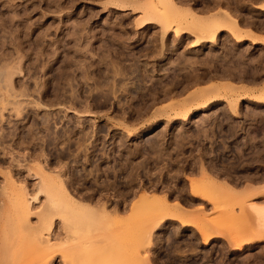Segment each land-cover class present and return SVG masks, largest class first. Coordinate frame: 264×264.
I'll return each mask as SVG.
<instances>
[{
	"label": "rangeland",
	"instance_id": "374dc122",
	"mask_svg": "<svg viewBox=\"0 0 264 264\" xmlns=\"http://www.w3.org/2000/svg\"><path fill=\"white\" fill-rule=\"evenodd\" d=\"M175 1L178 16L162 0H0V68L17 62L22 65L21 73L13 77V96L18 98L0 96V264H79L85 250L95 245L84 242L97 240H107L108 243L99 241L94 246L97 250H108V253L112 247L117 248L118 252H101L108 259L104 257L106 264H264V240L260 242L256 238L257 213L251 212L250 215V207L254 204L264 206V0ZM157 3L162 20L140 24ZM227 13L238 20L245 32L243 34L258 39L254 41L255 38L244 36L239 42L231 35L229 27L223 26L215 36L216 45H213V33L207 27ZM182 28L179 40L176 35ZM77 32L79 37L81 34L84 36V44L79 42ZM197 32H202L198 43ZM110 39L117 41L110 44ZM38 40L39 43L36 42ZM78 42L82 45L79 46ZM149 42L155 44L148 47ZM19 44L21 49L18 53ZM115 46H119L117 51ZM142 46L150 50L143 51ZM151 47L156 49L153 51ZM163 47L167 51L169 48V53L166 49L162 51ZM70 48L74 51L80 49L79 54L72 55ZM107 49L112 50L114 60L119 57V67L125 65L129 69L134 61L131 57L135 55V61L139 57L144 58L138 59L142 64L148 60L146 65H151L146 68V82L140 83L144 89H134V78L115 76L113 70H110V76L105 75L108 83L103 81L105 76L101 72L108 70L106 64L101 66L100 59L108 53ZM160 51L165 55L161 53L159 56ZM68 55L70 57L67 58ZM219 55L229 59L226 61L228 64ZM71 57L91 64L86 67L89 72L87 79L81 62L79 65L74 62L72 68L65 67ZM221 63L225 64L222 66ZM44 65L48 68H43ZM163 66L162 71L158 70ZM62 70L69 72V82L67 77L66 80L63 78ZM101 80L103 87L99 84ZM60 90L67 96L80 94L84 98H78L71 106L68 103L61 105L62 101L56 105L58 102L52 101ZM48 92L49 96H54V99L48 96L51 102L47 97V100H42ZM106 93L111 95L103 96ZM128 93L139 96L132 100ZM4 100L8 103L6 107ZM17 102L26 108L22 116L14 112ZM44 113L53 115L49 117L53 132L42 129L47 124V121H42L46 117ZM184 114L190 118L186 123L182 122ZM80 123L93 135L88 139L96 140L99 134L113 133L122 140L126 139L124 144L131 143L140 135L146 138L158 130L166 131L169 140L174 141L179 135L191 133L187 137L188 142L184 143V146L191 145L187 150L191 151L190 160L184 158L182 162L168 163L166 172L157 163L144 184V178L139 175L128 177L127 169L131 170V164H115L109 169L112 163H101L89 173L93 178L86 180V186L92 191L109 192V195L96 194L95 198H101H98L100 202L98 199L89 201L90 195L89 199H80L77 193L74 196L93 207L100 204L102 208L105 203L108 211H117L118 216L116 214L111 221L105 219L98 223L96 217L94 219V216L81 211L71 217L69 206L54 204L51 179L63 173L66 164L52 160L53 154L61 152V149H52L49 135L63 133L62 128L69 124L74 129V124ZM32 126L35 127L34 137L19 146L18 135H25L22 132L27 134ZM223 128H228L230 134ZM213 160H216L215 164ZM139 170H135L136 174ZM62 178L66 176L62 175ZM206 180H212L216 188L222 187L223 191H210L211 194L209 190H203L200 184ZM23 186H27L26 192L22 190ZM228 188H232L234 194H231L232 190L228 192ZM247 188L252 190H248L251 193L245 191ZM145 193L159 199L166 198L170 206L180 204L191 217L189 214L177 215L173 211L165 213L160 202L154 207L142 206L134 211V202ZM28 199L32 202L29 203ZM154 216L158 223L152 231L151 243L147 245L138 233L142 229L146 230L145 233L152 229L148 225ZM116 218H121L123 224L115 221L117 224L113 229H105V226L114 225L112 220ZM109 222H112L111 226ZM87 226H99L100 231L88 236L85 232ZM126 229L130 233L121 236L123 233L119 231ZM55 234H60V237L54 238ZM250 239L254 242L247 243ZM45 240L50 241V245L47 246ZM54 245L58 246L57 252ZM240 245L241 250L235 249Z\"/></svg>",
	"mask_w": 264,
	"mask_h": 264
},
{
	"label": "bare ground",
	"instance_id": "6f19581e",
	"mask_svg": "<svg viewBox=\"0 0 264 264\" xmlns=\"http://www.w3.org/2000/svg\"><path fill=\"white\" fill-rule=\"evenodd\" d=\"M162 1H164V2H167V4L169 5V6H171V10L173 11V13L175 14V15H177L178 16V14H179V11H178V8H177V2L175 1V0H162ZM116 4V3H115ZM255 4V3H254ZM153 5V4H152ZM158 3H157V6H156V4H155V6H154V8H153V10H151L149 13H148V15H147V17L143 20V21H141L140 22V24H143V23H146L147 21H156V20H162V14H161V11L160 10H158L160 7H158ZM124 7H126V6H124ZM151 7V6H150ZM153 7V6H152ZM151 7V8H152ZM264 7V6H263ZM262 10V9H261ZM264 11V10H263ZM160 12V13H159ZM223 26H228L229 27V30L233 33V34H231V35H233V37L237 40V41H241V39L243 40V38H244V36H249L250 38L251 37H253V38H255L254 39V41L256 40V39H258L257 37H254V36H250V34H243V33H245V32H243V30H242V28L240 27V24H239V22H238V20L237 19H235V18H233L230 14H228L227 13V15L226 16H220V17H217L216 18V20H214V22H211L209 25H208V29L210 30V32H212L213 34V37H211V39L213 40V45H216V42H215V36H216V34H217V32L219 31V29L221 28V27H223ZM184 28H186V27H184ZM31 29V28H30ZM187 29V28H186ZM185 29V30H186ZM184 29L182 28V30L180 29V31H178L177 32V34L178 35H176V37L179 39V38H181L182 37V35L180 36L179 34L183 31ZM263 30H264V28H263ZM203 32V31H202ZM202 32H197L196 33V35H197V37H198V41H197V43L199 42V41H201V39L200 38H202ZM78 33V32H77ZM110 34V33H109ZM78 35V38H79V42H82V41H84L85 40V38H84V36H81L80 35V37H79V33L77 34ZM77 35H75V36H77ZM115 35V34H114ZM45 36V35H44ZM46 37V36H45ZM114 36H112V38H113ZM111 38V37H110ZM115 38V37H114ZM145 38V37H144ZM107 39H109V38H107ZM146 39V38H145ZM93 40V39H92ZM124 40V39H123ZM146 40H148V39H146ZM164 40V39H163ZM180 40V39H179ZM179 40H177V41H179ZM260 40V39H259ZM117 40L115 39H110L109 40V43L111 44V43H114V42H116ZM37 43H39L40 42V40H38V41H36ZM79 42H78V44H79ZM148 42V41H147ZM42 43V42H41ZM40 43V44H41ZM83 44H84V42H82ZM36 44V43H35ZM152 44V45H151ZM150 44V42H149V44L147 45L148 47L149 46H153L155 43H151ZM164 44V43H163ZM37 45V44H36ZM80 45H82L81 43L79 44V46ZM113 45V44H112ZM112 45H110V46H112ZM37 46H39V45H37ZM114 46V45H113ZM112 46V47H113ZM137 46V45H136ZM135 46V47H136ZM158 46V45H157ZM17 47V46H16ZM72 47V46H71ZM103 47H105V46H103ZM116 48H115V50L117 51V49H118V47L119 46H115ZM143 48V51L144 50H150V48L148 49V47L146 48V49H144L145 48V46H142ZM156 47V46H155ZM155 47H151V48H153L152 50L154 51V49H156ZM222 47V46H221ZM18 48H19V50H18V53L20 52V49H21V46H20V44H19V46H18ZM80 48V47H79ZM89 48V47H88ZM92 48V47H91ZM106 48V47H105ZM104 48V49H105ZM109 48V47H108ZM111 48V47H110ZM134 48V47H133ZM161 48V47H160ZM164 48V47H163ZM162 48V51L163 50H165L166 49V52H168L169 53V48H168V51H167V48H164L163 49ZM87 49V48H86ZM112 49V48H111ZM111 49H107V51H108V53H104L103 54V56H102V58L100 59V62H101V66H102V64H106V67H107V72L106 73H103V71L101 72L102 74H103V76H107V75H109L110 73V70H113V74L115 75V76H118V75H121L122 77L124 76L125 78H128V79H132V78H134L135 79V82H134V87H133V85H132V87L134 88V89H138V91L140 90V88H145V87H143L142 86V84L140 85V83H143L144 84V81L146 82V75H148V74H146L147 73V66H150L149 64L148 65H146L147 64V61L145 62L146 64H142V63H140L139 61L140 60H138L139 58H143V57H139L138 59H136V61H135V56H137V55H135L134 57L132 56V54H131V56L130 55H128V56H130L131 57V61L132 60H134V61H132L131 62V66L129 67V69H128V67H125V65L124 66H121V67H119V62H118V56L115 58L116 60H114V57H112V50L114 49V47H113V49L111 50ZM131 49H132V47H131ZM136 49V48H135ZM223 49V48H222ZM70 51L72 50L73 51V53H72V55L73 54H79L78 53V50H80V49H78L77 51H74L72 48H70L69 49ZM82 51L84 50V49H81ZM88 50V49H87ZM90 50V49H89ZM134 50V49H133ZM139 50V49H138ZM138 50H136L137 52H139ZM140 50H141V48H140ZM152 50H151V53H153L152 52ZM161 50V49H160ZM174 50H178V49H174ZM69 51V52H70ZM142 51V52H143ZM156 51V50H155ZM158 51H159V49H158ZM158 51H156V53H159ZM236 51V50H235ZM74 52H76V53H74ZM134 52V51H133ZM150 52V51H149ZM178 52V51H177ZM176 52V53H177ZM223 52V51H222ZM87 53V52H86ZM85 53V54H86ZM89 53V52H88ZM147 54H148V51L146 52ZM161 51H160V54H159V56L161 55ZM165 53V52H164ZM164 53H162V55L164 54ZM65 54V53H64ZM82 54V55H81ZM106 54V55H105ZM123 54V53H122ZM135 54V53H134ZM141 54V53H140ZM139 54V56H144V54L142 53L141 55ZM147 54H145V56H147ZM154 54H155V52H154ZM175 54V53H174ZM178 54V53H177ZM84 54L83 53H80V56L81 57H85V56H83ZM89 55V54H88ZM148 55H152V54H148ZM158 56V54H155V56ZM165 55V54H164ZM166 55H167V53H166ZM227 55H228V53H227ZM241 55H242V53H241ZM75 56V55H74ZM80 56H78V57H80ZM113 56H114V52H113ZM116 56V55H115ZM123 56V55H122ZM155 56L154 57H152V56H149V57H152V58H155ZM158 56V57H159ZM172 56V55H171ZM220 57L221 56H223V55H219ZM231 56V55H230ZM18 57V56H17ZM41 57V56H40ZM67 58L68 57H70V55H68V56H66ZM164 57V56H163ZM167 57V56H166ZM181 57V56H180ZM227 57V56H226ZM234 57V56H233ZM56 58V57H55ZM66 58V59H67ZM75 57H71V58H69V61H68V59H67V63H66V65H65V67H74L73 66V64H74V62L75 63H77L78 65L80 64L79 62H81V69L83 70V75H84V77L87 79L88 78V74H89V72H88V69H86V67H90L91 66V64H87V61H85V60H83V61H78L79 59H74ZM121 58V57H120ZM126 58V60H128L129 59V57H125ZM128 58V59H127ZM134 58V59H133ZM170 58V57H169ZM172 58V57H171ZM216 58V57H215ZM224 58V56L222 57V59ZM228 58H229V56H228ZM15 59V58H14ZM71 59H73V60H75V61H73V60H71ZM84 59V58H83ZM144 59V58H143ZM159 59H162V56H161V58L159 57ZM168 59V58H167ZM213 59V58H212ZM216 59H218V61L219 60H221V61H223L222 59H220V58H216ZM215 59V60H216ZM233 59V58H232ZM240 59V58H239ZM71 60V61H70ZM130 60V59H129ZM128 60V61H129ZM224 60H225V63H227L228 64V62H226L227 60H229V59H227L226 60V58H224ZM241 60V59H240ZM239 60V61H240ZM16 61V60H15ZM78 61V62H77ZM121 61V60H120ZM163 61V60H162ZM166 61H168V60H166ZM171 61V60H170ZM169 61V62H170ZM212 61V60H211ZM237 61V60H236ZM72 62V63H71ZM99 62V63H100ZM150 62V61H149ZM213 62V61H212ZM224 62V61H223ZM235 62V61H234ZM14 63V62H13ZM48 63V62H47ZM121 63V62H120ZM130 63V62H129ZM167 64V62H164V64ZM225 63H223V64H225ZM230 63V62H229ZM59 64V63H58ZM175 64V63H174ZM213 64V63H212ZM218 65H219V62L217 63ZM217 64H215L214 63V65H217ZM222 64V63H221ZM223 64H222V66H223ZM47 65V64H46ZM46 65H44V67L43 68H45V66ZM155 66H156V64H154ZM177 65H178V63H177ZM43 66V65H42ZM103 66H105V65H103ZM207 66V65H206ZM41 67V66H40ZM47 67V66H46ZM60 67V66H59ZM105 67V68H106ZM157 67V66H156ZM162 67V66H161ZM164 67L165 66H163V68H160V69H158V70H161V69H164ZM176 67H178V66H176L175 65V69H176ZM179 67H182L183 68V66H181V65H179ZM221 67V66H220ZM227 67H229V66H227ZM48 68V67H47ZM78 68H80V67H77V69ZM94 68V67H93ZM173 68V67H172ZM223 68V67H222ZM226 68V67H225ZM69 69V68H68ZM67 69V70H68ZM149 69V68H148ZM155 69V68H154ZM219 69H221V68H219ZM33 70V69H32ZM74 70V69H73ZM157 70V69H156ZM176 70H178V69H176ZM180 70H182L181 68H180ZM228 69L226 68V71H227ZM21 71H22V65H21V62L18 64V62H17V64H14V65H10V64H5V65H3L1 68H0V96H2V97H4V98H18L17 96H13V93H14V81H13V77L15 76V74L17 75V73H21ZM91 71V70H90ZM162 71V70H161ZM160 71V72H161ZM164 71V70H163ZM229 71V70H228ZM60 72V71H59ZM93 72V71H92ZM153 72V71H152ZM157 72V71H156ZM165 72H167V71H165ZM165 72H162V73H164V74H166ZM179 71H177V72H173L174 74L175 73H178ZM169 73H171V72H169ZM61 74H62V76H63V78L65 79L66 77H67V80L69 79V72H66V70H62L61 71ZM60 74V75H61ZM146 74V75H145ZM158 75H159V73H158ZM167 75H168V72H167ZM171 75H173V74H171ZM52 76H54V74L52 73ZM59 76V75H58ZM91 76V75H90ZM102 76V77H103ZM103 77V79L105 78V80H103L105 83H108V81L106 80V78L107 77ZM110 76V75H109ZM150 76V75H149ZM176 76H177V74H176ZM175 75H174V77H176ZM50 77V76H49ZM61 77V76H60ZM174 77H173V79H174ZM177 77H179V76H177ZM55 78V77H54ZM94 78V77H93ZM101 78V77H100ZM57 79V78H56ZM72 79H73V77H72ZM59 80V79H58ZM66 80V79H65ZM64 80V81H65ZM71 80V79H70ZM92 80V79H91ZM100 81L99 82V84L103 87V81ZM115 80V79H114ZM175 80V79H174ZM174 80H172L173 82H178V80L177 81H174ZM180 80V79H179ZM50 81V80H49ZM52 81V80H51ZM60 81V80H59ZM131 81H133V80H131ZM198 81V80H197ZM200 81V80H199ZM68 82H69V80H68ZM73 82V81H72ZM52 83V82H51ZM71 83V82H70ZM70 83H68V84H70ZM110 83V82H109ZM124 83V82H123ZM74 84V83H73ZM115 84V83H114ZM136 84V85H135ZM171 84V83H170ZM4 85V86H3ZM37 85V84H36ZM63 85V84H62ZM138 85V87L139 88H137L136 86ZM72 86V85H71ZM70 85H69V87H71ZM112 86V85H111ZM142 86V87H141ZM169 86V85H168ZM36 87H38V86H36ZM53 87H55V86H53ZM58 87H59V85H58ZM114 87V86H113ZM28 88V87H27ZM63 88H65V87H63ZM96 88V87H95ZM100 88V87H99ZM58 89V88H57ZM98 89V88H97ZM170 89V88H169ZM66 90V89H65ZM103 90V89H102ZM142 90V89H141ZM168 90V89H167ZM167 90H166V93H167ZM27 91V90H26ZM43 91V90H42ZM54 91H56V90H54ZM61 91V90H60ZM63 91V90H62ZM60 92V93H56V94H54V95H56V99H54V96H53V94H52V96H53V99L55 100H51L52 102H58L56 105H60V101H62V104L61 105H63L64 103H68V104H70V106L71 105H73V104H75V101L77 102V100H81L82 98H84V96H82V97H80V94H69L68 96H67V94H65L64 92ZM111 91H112V89H111ZM136 91V90H135ZM138 91H136L137 93H141V92H138ZM37 92H39V90L37 91ZM50 92V91H49ZM49 92L47 93V94H45L46 96L45 97H43L42 98V100H44V99H46V97H47V99L51 96H49ZM56 92H58V91H56ZM69 92V91H68ZM22 93V92H21ZM45 93V92H44ZM84 93V92H83ZM88 93V92H87ZM100 93H102V92H100ZM116 93V92H115ZM137 93L135 94V95H133L132 93H128L129 95H130V97L132 98V100H134V99H136V98H138L137 96H139V95H137ZM213 93V92H212ZM17 94V93H16ZM39 94V93H38ZM51 94V93H50ZM99 94V93H98ZM214 94V93H213ZM26 95V94H25ZM40 95V94H39ZM43 95V94H42ZM109 95H111V94H109V93H106V94H104L103 96H105V97H107V96H109ZM133 95V96H132ZM137 95V96H136ZM22 96H23V94H22ZM21 96V97H22ZM49 96V97H48ZM52 96L50 97V98H52ZM91 96V95H90ZM1 97V98H2ZM20 97V96H19ZM28 97V96H27ZM104 97V98H105ZM114 97V96H113ZM128 97V96H127ZM79 98V99H78ZM161 98V97H160ZM46 99V100H47ZM69 99V100H68ZM96 99V98H95ZM163 99V98H162ZM3 100V99H2ZM6 100V99H5ZM5 100H4V103H5ZM9 100V99H8ZM7 100V101H8ZM49 100V99H48ZM49 100V101H50ZM63 100H64V102H63ZM141 100H142V97H141ZM264 100V99H263ZM262 100V101H263ZM29 101V100H28ZM27 101V102H28ZM50 101V102H51ZM30 102V101H29ZM47 102V101H46ZM50 102H48V103H50ZM150 102V101H149ZM155 102V101H154ZM7 103V102H6ZM5 103V105H4V107H6V105H8V103L6 104ZM32 103H35V102H32ZM88 103V102H87ZM17 105V107H15V109H14V112L16 111V113H17V115L18 116H22L23 115V112H24V109H26V108H23L22 107V103H20V102H17L16 103ZM31 104V103H30ZM35 104H37V103H35ZM40 104V103H39ZM39 104H38V106H39ZM51 104V103H50ZM50 104H49V107H50ZM55 104V103H54ZM53 104V105H54ZM65 104V105H66ZM109 104V103H108ZM9 105H10V103H9ZM56 105H54V106H56ZM96 105V104H95ZM133 105V104H132ZM131 105V106H132ZM136 105V104H135ZM153 105H154V103H153ZM81 106V105H80ZM142 106V105H141ZM40 107H41V105L38 107L39 109H40ZM45 107V109H47L48 108V106H44ZM74 107V106H73ZM132 107H134V106H132ZM14 108V107H13ZM84 108H85V106H84ZM83 108V109H84ZM135 108V107H134ZM139 108V107H138ZM143 108V107H142ZM35 109V108H34ZM38 109V110H39ZM42 109V108H41ZM41 109H40V111H41ZM74 109V108H73ZM144 109H145V107H144ZM148 109H149V107H148ZM36 110H37V108H36ZM44 110V109H43ZM49 110H50V108H49ZM69 110V109H68ZM71 110V109H70ZM86 110V109H85ZM48 111V110H47ZM52 111V110H51ZM76 111V110H75ZM74 111V112H75ZM58 112V111H57ZM107 112V111H106ZM122 112V111H121ZM137 112H138V110H137ZM40 113V112H39ZM77 113H79V112H77ZM109 113V112H108ZM45 114V113H44ZM61 114V113H60ZM135 114V113H134ZM140 114H142V113H140ZM143 114H145V113H143ZM147 114V113H146ZM16 115V116H17ZM46 115V117H44V119H42V121L45 123L46 121V123L47 124H45L44 125V127L42 126V129L43 128H47V130H49V131H51L52 130V132H53V130L54 129H51V127H50V122H49V117L51 116V114L50 113H46L45 114ZM88 115V114H87ZM18 116H17V118H18ZM53 116V115H52ZM51 116V117H52ZM55 116V115H54ZM82 116H84V114L82 115ZM140 116V115H139ZM138 116V117H139ZM85 117H86V115H85ZM22 118V117H21ZM54 118V117H53ZM77 118V117H76ZM80 118V117H79ZM124 118V117H123ZM58 119V118H57ZM25 120V119H24ZM53 120V119H52ZM137 120V119H136ZM190 120V118L188 117V115L187 114H184L183 115V118H182V122H188ZM51 121V120H50ZM79 121H80V119H79ZM82 121V120H81ZM80 121V122H81ZM78 122V121H77ZM67 123V122H66ZM37 124V123H36ZM43 124V123H42ZM62 124V123H61ZM73 124V123H72ZM71 124V125H72ZM70 125V124H69ZM69 125H65L66 126V128H62V131H63V133H56L55 134V132L52 134V135H49V137H50V144L52 145L51 147H52V149L54 150L55 148H59V147H62L63 148V146H65V144H66V142H67V140H70L73 136H72V132H74V131H72V132H70V130H69V128H68V126ZM64 126V127H65ZM90 126H92V125H90ZM33 127V126H32ZM37 127V126H36ZM53 127V126H52ZM58 127V126H57ZM61 127V126H60ZM80 127H83V129H81ZM94 127V126H93ZM35 127H33V128H31L30 127V129L28 130V133L26 134V132H22V133H25V135L23 134V135H18V138H19V141H20V143H19V146H20V144H26V143H28L29 141H30V139H32L33 137H34V129ZM88 128V127H87ZM1 129V128H0ZM73 129V128H72ZM74 129L75 130H77V131H81L80 132V139H81V141H82V143H84L82 146H86L85 145V143H86V141L88 140L87 138H86V136L84 135V125H81V123L80 124H74ZM18 130V129H17ZM39 130V129H38ZM56 130V129H55ZM93 130V129H92ZM97 130V129H96ZM86 132V131H85ZM164 132V131H163ZM161 133L160 135L161 136H158L156 139H154V142L150 145L151 147H149V149H151L150 151H152V154L154 155V157H158V160L156 159V161L157 162H160L159 160L161 159V157H162V154H163V151H164V149H166L165 147L166 146H164L163 147V144L161 145V143H162V141L163 140H165V137H168V134L166 133V131L164 132V133ZM46 133V132H45ZM68 133L70 134L69 136H68ZM16 134V133H15ZM86 134V133H85ZM90 135V134H89ZM246 135V134H245ZM91 136H93V135H91ZM138 136V135H137ZM143 136L144 135H140V136H138L137 137V139H136V141H144L145 139L143 138ZM76 137V136H75ZM75 137H74V139H75ZM79 137V136H78ZM87 137H89V136H87ZM171 137V136H170ZM178 138H179V136H178ZM28 139H29V141H28ZM92 139V138H91ZM169 139V138H168ZM170 139H172V138H170ZM14 140V139H13ZM39 140V139H38ZM44 140V139H43ZM120 140V139H119ZM122 140V139H121ZM126 140V139H125ZM176 140H177V137L175 138V142H176ZM7 141V140H6ZM28 141V142H27ZM71 141V140H70ZM74 141V140H73ZM123 141V140H122ZM127 141V140H126ZM146 141V140H145ZM170 141V140H169ZM165 141H163V143H164ZM81 143V144H82ZM132 143H134V142H132ZM170 143L172 144V143H174V140H171L170 141ZM122 144V142L120 143V145ZM124 144V143H123ZM128 144V143H127ZM145 144V143H144ZM143 144V145H144ZM180 144V143H179ZM79 145V144H78ZM91 145V144H90ZM137 145H140V144H137ZM142 145V144H141ZM166 145V144H165ZM18 146V147H19ZM80 146V145H79ZM121 146H123V145H121ZM136 146V145H135ZM175 146V145H174ZM2 147V146H1ZM81 147V146H80ZM123 147H125V145L123 146ZM133 147H134V145H133ZM141 147H143V146H141ZM167 147H170L169 149H171V147H173V144L172 145H169V146H167ZM177 147V146H176ZM58 148H57V150H58ZM118 148V147H117ZM126 148V147H125ZM140 147L138 146V148H137V150L136 151H134L133 150V148L131 149L130 147L128 148V150H129V156L131 157H133L134 156V158H135V156H137L138 155V149H139ZM144 148V147H143ZM60 149V148H59ZM64 149V148H63ZM123 150H124V148H122ZM135 149V148H134ZM145 149V148H144ZM143 149V150H144ZM168 149V148H167ZM52 150V151H53ZM56 150V151H57ZM78 150H80V149H78ZM86 150H87V148H86ZM90 150V149H89ZM93 150V149H92ZM126 150V149H125ZM131 150H133L134 152H131ZM61 151V154H59V153H56V154H58V155H60V156H58V161L57 162H60L61 161V159L60 158H62L61 156H63V154H62V152L64 151H62V149L60 150ZM81 151V150H80ZM119 151V150H118ZM122 151V150H121ZM141 151V150H140ZM149 151V150H148ZM51 152V151H50ZM58 152V151H57ZM82 153H83V151H82ZM93 153V152H92ZM99 153V152H98ZM121 153V152H120ZM168 153V152H167ZM86 154V153H85ZM115 154V153H114ZM127 154V153H126ZM142 154V153H141ZM169 154V153H168ZM65 155V154H64ZM73 155V154H72ZM145 155V154H144ZM152 155V156H153ZM165 155V154H164ZM163 155V156H164ZM40 156V155H39ZM78 156H79V154H78ZM92 156V155H91ZM99 156V155H98ZM146 156H147V158L148 157H150V156H148L147 154H146ZM146 156H142V157H144V159H145V157ZM87 157V156H86ZM89 157V156H88ZM120 157V156H119ZM156 157V158H157ZM215 157V156H214ZM109 158V157H108ZM140 158V157H139ZM88 159V158H87ZM87 159H85V160H87ZM140 159H142V158H140ZM143 159V162L142 163H140V164H137V165H134L133 164V166H132V174H133V172H135V170L137 169V168H146L147 166H148V163L147 162H145V160ZM152 159V158H151ZM153 159H155V158H153ZM89 160V159H88ZM129 160V159H128ZM139 160V159H138ZM146 160H148V159H146ZM135 161H137V160H135ZM151 161V160H150ZM155 161V160H154ZM154 161H152V162H154ZM48 162V161H47ZM83 162V161H82ZM132 162H134V161H132ZM132 162H131V164H132ZM149 162V161H148ZM157 162H155L154 164H156V166H157ZM166 162V161H165ZM216 162V161H215ZM127 163H128V161H127ZM172 163V162H171ZM152 164V163H151ZM153 164V165H154ZM163 164H164V161H163ZM166 165V164H165ZM164 165V166H165ZM71 167V166H70ZM154 167H155V165H154ZM73 168V167H72ZM131 168V167H130ZM151 168H153L152 166H151ZM97 169V168H96ZM159 169V168H158ZM92 172V171H91ZM149 172V171H148ZM62 175H64V176H66V178H62V175L60 174L59 176H57V177H55V178H53V179H51V186H53V191H54V194H55V197H54V204H55V206L56 205H58V204H61V203H63V204H65V205H67V206H69V209H70V213H71V217H73V216H76V213L78 212V211H81L82 213H85V214H88V215H91V216H94L93 218L95 219V217L97 218V219H95V220H98L97 221V223L99 222V220L100 221H102V220H105V219H108V220H110L111 221V219L114 217V216H116V214L118 213L117 211H113V212H109L108 211V209L106 208V206H104V205H107V204H105L104 203V205H103V207L101 208V207H99V206H101L100 204L98 205V207L96 206V207H93V206H91V205H89V204H84V203H82V202H80L78 199H76L75 198V194L74 193H77V196L80 198H85V197H88V199H89V195H90V199H89V201H91L92 202V200H94L95 202H96V199H98V198H95V195L96 194H98V192H96V189L95 190H93V191H91L92 192V194H89L88 192H87V190L85 191V190H83L84 191V193L85 192H87L86 194H84V193H81L82 195H80V190H79V188H78V186H80L81 184H80V182L82 181V180H80V179H78V178H76V176H75V172H70V177H68V171H67V169H65V171L62 173V172H60ZM140 175V174H139ZM141 176V175H140ZM66 180V182L67 183H65V180ZM86 180V179H85ZM98 184V183H97ZM216 184H217V182H216ZM195 184H193V186H194ZM203 186V187H202ZM221 186V185H220ZM27 186H23V187H21L22 188V190H24V192H26L28 189L26 188ZM82 187V186H81ZM200 187L201 188H204L203 190H209V192L210 191H212V192H217V190L219 191L220 189H219V187L218 188H216V185H215V183L212 181V180H206L204 183H201L200 184ZM225 187V186H224ZM227 187V186H226ZM229 187V186H228ZM196 188H198L199 189V187H197V184H196ZM201 188H200V191H201ZM215 189H216V191H215ZM229 190H228V192H231V190H232V188H228ZM194 190V189H193ZM202 190V191H203ZM222 190V189H221ZM248 190H250V191H252L250 188H247L245 191L246 192H250V191H248ZM80 191V192H79ZM82 191V192H83ZM107 191V190H106ZM223 191V190H222ZM114 192V191H113ZM198 192V191H197ZM204 192V191H203ZM212 192H210L211 194H212ZM232 192H233V190H232ZM231 192V194H234V192L232 193ZM219 193H220V191H219ZM251 193V192H250ZM27 194V193H26ZM84 194V195H83ZM112 194V193H111ZM216 194V193H215ZM243 195H244V193H242ZM262 195H263V193H261ZM29 195V194H28ZM106 195H107V193H106ZM109 195V194H108ZM107 195V196H108ZM194 195V194H193ZM207 195H208V193H207ZM240 195V194H239ZM238 195V196H239ZM246 195H248V193L246 194ZM245 195V196H246ZM76 196V197H77ZM101 196H103V195H101ZM197 196H199V194H197ZM250 196V195H249ZM248 196V197H249ZM206 197V196H205ZM244 197V196H243ZM247 197V198H248ZM80 198V199H81ZM201 198H202V196H201ZM208 198V197H207ZM206 198V199H207ZM99 199H101V198H99ZM98 199V201L97 202H100V200ZM203 199V198H202ZM205 199V198H204ZM124 200V199H123ZM208 200V199H207ZM93 201V202H94ZM28 202L29 203H31L32 201L30 200V199H28ZM158 202H160L161 203V205H162V209H163V211L166 213V212H168V211H173V212H176V214L177 215H179V214H189V213H186V212H184L185 210H183V208H181V206H180V204H175L174 206H170L169 205V202L167 201V199L166 198H158V197H156V196H154V195H151V194H148V193H145V194H143V195H141L140 197H139V199L137 200V201H135L134 202V204H133V210L135 211V210H138L140 207H142V206H145V207H154V206H156V204L158 203ZM101 204H103V202L101 203ZM255 205V204H254ZM252 206V207H250L251 209L250 210H252V211H250V215H251V212H256L257 213V215H256V213H255V215H256V220H257V222H258V225H256L257 226V229H258V235L256 236V238L261 242V241H263L264 240V206L263 207H260V206ZM108 207V206H107ZM116 208V207H115ZM110 209V208H109ZM113 209V208H112ZM114 210V209H113ZM117 210V209H116ZM119 210V209H118ZM124 210V209H123ZM184 212V213H183ZM164 214V213H163ZM191 214H189V216H190ZM117 216H118V214H117ZM166 216V215H165ZM174 216H176L175 215V213H174ZM185 216H187V215H185ZM188 216V217H189ZM258 216V217H257ZM191 217V216H190ZM175 218V217H174ZM121 220V218H118V220H117V218H116V220L114 219V220H112V221H114L113 222V224L114 225H112L111 226V223H110V225L109 226H111V227H106L105 226V229H113L114 228V226H116L115 224H117V223H119V224H123V223H121L122 222V220ZM161 219V218H160ZM162 219H165V218H162ZM171 219H173V218H171ZM179 219V218H178ZM189 219V218H188ZM94 220V221H95ZM183 220H185V219H182V221ZM115 221H118L117 223L115 222ZM120 221V222H119ZM151 223H150V225H148V226H150L152 229H147V233H145L146 232V230L145 231H143V229L141 230V233H138L139 234V236H141V238L142 239H144V243L145 244H149V242L151 241L150 239H151V236H152V231H153V229H155L156 228V224L158 223V220H157V218L154 216L152 219H151V221H150ZM184 222V221H183ZM100 224H101V222H100ZM184 224H186L185 222H184ZM93 226H95V225H93ZM85 228V227H84ZM96 228H97V226H96ZM95 227L94 228H92V227H86L85 228V232L87 233V235L88 236H92L94 233H98V231H100V229H99V226H98V228L96 229ZM99 229V230H98ZM103 229V228H102ZM101 229V230H102ZM256 231V230H255ZM120 233H123V234H121V236L122 235H124V236H126L127 234H129L130 233V230L129 229H126L125 231H119ZM119 236H120V234H118ZM123 236V237H124ZM60 237V234H55V237L54 238H59ZM256 238H254L253 237V239H254V241H257V239ZM256 239V240H255ZM118 240V239H117ZM116 240V241H117ZM123 240V239H122ZM248 240V239H247ZM251 240V239H250ZM249 240V242H247V243H253L254 241H250ZM99 241L100 240H97V241H88V242H84V243H92V244H97V243H99ZM115 241V242H116ZM45 244L48 246V245H50V241H46L45 240ZM100 242H102V241H100ZM105 242H106V245L108 244L107 243V240L106 241H103L102 243H104L105 244ZM109 242V241H108ZM120 242H121V239H120ZM151 243V242H150ZM123 244V243H122ZM95 245H93L92 247H91V249L90 250H85V254L81 257V259H80V263L79 264H106L107 263V261H108V259L105 257V256H102L101 255V252H103V253H107V249H105V250H107V251H100V249L98 248V250H97V246L96 247H94ZM115 245L116 246H118L117 245V243H115ZM114 245V246H115ZM74 246V245H73ZM144 246H146V245H144ZM94 248V249H93ZM119 246H118V250H119ZM241 245L240 246H238V247H235V249H237V250H241ZM53 249H54V251L55 252H57V250H58V246L57 245H54L53 246ZM110 251V253H114V251L113 250H116V252H118L117 251V248L116 247H114V249H113V247L111 248V249H109ZM112 250V251H111ZM87 251V252H86ZM121 251V250H120ZM109 252L107 253V254H109ZM101 256V257H100ZM141 256V255H140ZM107 259V261H105L106 259ZM138 257H139V255H138ZM104 258V259H103ZM144 259V258H143Z\"/></svg>",
	"mask_w": 264,
	"mask_h": 264
},
{
	"label": "flooded vegetation",
	"instance_id": "af4514ba",
	"mask_svg": "<svg viewBox=\"0 0 264 264\" xmlns=\"http://www.w3.org/2000/svg\"><path fill=\"white\" fill-rule=\"evenodd\" d=\"M85 127L86 126H84V128ZM195 127H198V126L196 125ZM68 128H69L70 132L74 131V132H72V136L73 137L70 139L71 141L70 140H67L65 146H63L64 149L62 147H59L60 149H62V151L64 150L62 152L63 156H61L62 158H60V159H61L62 162H64L66 164V169L68 171V177H70V172L73 171V172H75L76 178L82 180L80 182L81 185L78 186L79 190L81 191V192L79 191L80 192V195H82L81 193H84L83 190H85V191L87 190V192L89 191L88 192L89 194H92V192H91L92 190H89V187L86 186V184H87L86 183V180H88L90 178H93L92 175H90L89 173H91V171L94 172V170L96 168L100 167V164L101 163H112L110 165V167H109V169H111V167L112 166L114 167L115 164L117 166H118V164H131V162L134 161L131 164V170L126 168L127 171L129 170L127 175H128V177L131 175V178H132V176L134 174H135V176H137V175L140 174L141 176L139 175V177L140 178H144V180H143V184H144L145 183L144 181H146L145 179H148L149 176H150L151 163L154 164L155 162H157L156 159L158 160V157L157 156H156L157 158L154 157V155L152 154V151H150L151 149H149V147H151L150 145L154 142V139H156L158 136H161L162 135L161 133L164 131V130H158V131H156L152 135H149L148 137L144 138L146 141L145 140L144 141L132 140L131 143H129V144H123L125 142V140L122 141L121 140L122 137H120L118 134H113V133L112 134H109V133L108 134H103L102 133V134H99L97 136L98 138L96 140L95 139H92L91 140V138L88 139V137H87V136H91V134L89 132H87V131L85 132V130H84L83 131L84 132V135L86 136V138L88 140L85 143V145L86 144L87 145L86 146H82L84 143H82L83 140L81 141V139H80L81 138L80 137L81 135L80 134H77V132H81V131H77L75 129H72L69 126H68ZM80 128L83 129V127H80ZM199 128L202 129V127H199ZM224 129H226V128H223L222 130H224ZM196 130H197V128H196ZM205 130H207V129H205ZM194 131H195V129H194ZM225 131H227L228 133L230 132V130L228 128ZM70 134L68 133V136ZM191 135H192L191 133L190 134H183L182 137H181V135H179V138L177 137L176 142L174 141V143H172V144H175V146L173 145V147H171V149H169L170 147H167L169 145H172L170 143L171 140L169 141L168 137H165V140H163L165 142L163 143V141H162L161 145L163 144V147L166 146L165 147L166 149H164V151H163L162 157L159 160L160 162H157L158 164H160V169H163L166 172L167 169H168V163H171V162L172 163H176V162H180V161L182 162L184 158H188L187 160H190L189 157H190L191 151H187V150L191 147V145L184 146V143H187L188 142L187 141V137H189ZM74 137H75V139H74ZM91 137H93V136H91ZM188 139H191V138H188ZM121 141L123 142L121 145H123V146L125 145L126 148L120 145ZM132 142H134V143H132ZM91 143H92V145H90ZM137 144H140V145H137ZM133 145H134V147H133ZM138 146L140 147L138 149V152H137L138 155L135 156V158H134V156L133 157L132 156L130 157L129 156V150H128V148L129 147L131 149L133 148V150L136 151L137 148H138ZM141 146H143L145 149L143 147H141ZM208 147H210V146H208ZM86 148H87V150H86ZM122 148H124V150ZM78 149H80L81 151L78 150ZM133 150H131V152H134ZM82 151H83V153H82ZM184 152H185V154H184ZM186 152H187V154H186ZM56 153H59V152H56ZM177 153L181 154V156H178V157L175 156V157H173V155L174 154H177ZM217 153H219V152H217ZM59 154H61V152ZM78 154H79V156H78ZM146 154L148 156H150V155L151 156L147 158ZM57 155L58 154H55V155L53 154V156H52V160L54 162H57L58 161V156H60V155H58V156ZM142 156H146L145 159ZM139 157L142 158V159H140ZM153 158H155V159H153ZM85 159H87V160H85ZM143 159L145 160V162L148 163V166L146 168H141L138 171L137 174H136V171L133 172V174H132V166H133V164L134 165L140 164V163L143 162ZM146 159H148V160H146ZM135 160H137V161H135ZM223 160H225V158H223ZM127 161H128V163H127ZM152 161H154V162H152ZM163 161H164V164H163ZM213 161H214L213 163L215 164V161L216 160H213ZM154 165H156V164H154ZM154 165H152V167H154ZM101 168L102 169H105V167H101ZM119 170L120 169L117 167V171H119ZM124 173H126V172H124ZM128 177L127 176H122L121 178H124V179L127 178V179H129ZM141 183H142V181H141ZM129 186H131V184H129ZM164 186H165V184H164ZM87 192H85L84 194H86ZM96 192H98L99 194H106V193L108 194L109 193V192H104V191L99 192L98 189H96ZM110 193H113L114 194V192H110Z\"/></svg>",
	"mask_w": 264,
	"mask_h": 264
}]
</instances>
